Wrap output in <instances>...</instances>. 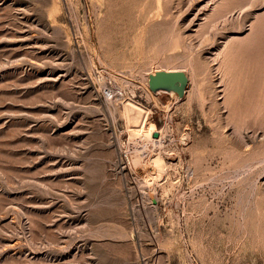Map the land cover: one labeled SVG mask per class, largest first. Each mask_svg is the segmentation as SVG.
I'll list each match as a JSON object with an SVG mask.
<instances>
[{
  "label": "rangeland",
  "instance_id": "374dc122",
  "mask_svg": "<svg viewBox=\"0 0 264 264\" xmlns=\"http://www.w3.org/2000/svg\"><path fill=\"white\" fill-rule=\"evenodd\" d=\"M238 1L0 0V264H264V0Z\"/></svg>",
  "mask_w": 264,
  "mask_h": 264
},
{
  "label": "water",
  "instance_id": "95a60500",
  "mask_svg": "<svg viewBox=\"0 0 264 264\" xmlns=\"http://www.w3.org/2000/svg\"><path fill=\"white\" fill-rule=\"evenodd\" d=\"M187 84L188 77L182 71H158L149 76V86L153 91H178V95L181 96ZM158 137L159 133L155 132L154 138Z\"/></svg>",
  "mask_w": 264,
  "mask_h": 264
},
{
  "label": "bare ground",
  "instance_id": "6f19581e",
  "mask_svg": "<svg viewBox=\"0 0 264 264\" xmlns=\"http://www.w3.org/2000/svg\"><path fill=\"white\" fill-rule=\"evenodd\" d=\"M238 1V0H237ZM232 2H234V1H232ZM239 2V1H238ZM249 3V2H248ZM236 4H237V2H236ZM239 5V4H238ZM235 6H237V5H235ZM234 6V7H235ZM224 7H226V6H224ZM224 7H220L221 9V11H222V8H224ZM242 7V6H241ZM244 7V6H243ZM246 7V6H245ZM219 8V7H218ZM219 9L217 10V11H220ZM225 10H228V9H225ZM225 10H223V11H225ZM240 10H241V8H240ZM249 11V10H248ZM247 12V11H246ZM218 13H220V12H218ZM222 13V17L224 18V16H223V13L224 12H221ZM227 13H230V11H228ZM227 13H224V15L225 14H227ZM218 16V15H217ZM231 16V15H230ZM219 17V16H218ZM212 25V24H211ZM254 25V24H253ZM252 25V26H253ZM171 29V28H170ZM200 30V29H199ZM251 30H252V27H251ZM168 31V30H167ZM202 31V30H201ZM234 38H236V37H234ZM165 39V38H164ZM167 43V42H166ZM228 46V43L226 44V46L225 47H227ZM226 49V48H225ZM229 49V48H228ZM224 50V49H223ZM217 57L219 58L220 56H218L217 55ZM171 70V69H170ZM168 71V70H167ZM174 71H176V70H174ZM166 92H170V94L172 95V97L174 96V97H177L178 96V91H170V90H166ZM180 100V99H179Z\"/></svg>",
  "mask_w": 264,
  "mask_h": 264
}]
</instances>
